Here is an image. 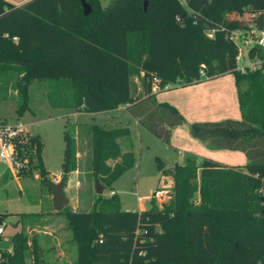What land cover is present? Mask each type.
Returning a JSON list of instances; mask_svg holds the SVG:
<instances>
[{
	"label": "trees",
	"instance_id": "obj_1",
	"mask_svg": "<svg viewBox=\"0 0 264 264\" xmlns=\"http://www.w3.org/2000/svg\"><path fill=\"white\" fill-rule=\"evenodd\" d=\"M82 1L0 0L1 98L14 92L20 113L26 86L46 81L53 108L98 113L124 106L138 125L170 144L184 118L158 101L156 92L233 74L240 120L191 122L190 134L242 151L249 162L224 165L187 153L184 164L166 168L156 158L160 175L173 179L170 198L161 206L151 199L141 212L122 209L114 193L97 194L88 212L58 211L73 233L75 264H264V54L253 47L251 58L262 59L261 67L240 72L229 37L232 30L248 28L240 19L244 13L251 14V25L263 26L264 0H115L108 7L84 0L91 8L87 15ZM132 77L141 80L136 97L129 92ZM155 78L160 89L152 91ZM87 128L92 178L110 188L136 164L130 131ZM64 129L65 179L77 169L78 146L74 124ZM12 146L15 160L26 158V169L50 190L38 136H18ZM1 215L6 214L0 222ZM28 216L19 214L12 223L20 228L11 234L10 253L2 252L1 264H45L37 235L23 231L35 221Z\"/></svg>",
	"mask_w": 264,
	"mask_h": 264
},
{
	"label": "rangeland",
	"instance_id": "obj_2",
	"mask_svg": "<svg viewBox=\"0 0 264 264\" xmlns=\"http://www.w3.org/2000/svg\"><path fill=\"white\" fill-rule=\"evenodd\" d=\"M6 1L19 5L28 0ZM113 1L115 0H100V5L108 7ZM230 17H236V15L231 14ZM240 19L251 25L249 22L252 19L251 14L244 13ZM140 74L142 75V72ZM129 83V92L134 97L142 94L140 77H132ZM7 95L6 98L0 97V125L19 123L25 130L23 136H38L43 143L40 156L52 183L63 178L61 163L64 152V127L69 125L71 128L74 124L76 146H78L76 154L78 166L65 177L64 193L69 199L66 207L68 211L88 212L97 196L95 192L97 181L92 178L89 163L91 147L87 127L92 124L101 128L127 127L130 131L131 139L129 140L133 144L132 150L136 162L135 166L122 173L110 188L104 187L99 182L104 187L101 196L106 198L110 190H115L120 199L121 208L126 210H137L140 197L143 198L141 204L148 208L151 194L158 189L165 193L158 200L156 199V205H162L168 201L173 179L166 176L160 179L155 159L159 158L167 167H171L175 161L185 162L183 155L179 154L178 149L155 138L147 129L137 126L123 106L98 113L78 112L70 108H53L48 102L47 82L39 80H32L26 86L25 108L20 113L16 112L14 92L10 91ZM121 144L126 146L123 139ZM25 159L20 162L26 164ZM8 165L11 170L8 169ZM8 165L6 160L0 159V214H6L4 217L1 215V221L7 222L5 233L11 235L19 230V224L12 227V223L19 214L32 215L27 217L28 222L31 219L35 221L26 223L23 231L29 236L37 235L45 264H75L77 251L73 233L68 229L66 217L57 213L52 207L50 190L40 184L36 173L26 169L27 167L24 171L16 172L15 165L9 161ZM27 263L30 264V261L28 260Z\"/></svg>",
	"mask_w": 264,
	"mask_h": 264
},
{
	"label": "crops",
	"instance_id": "obj_3",
	"mask_svg": "<svg viewBox=\"0 0 264 264\" xmlns=\"http://www.w3.org/2000/svg\"><path fill=\"white\" fill-rule=\"evenodd\" d=\"M159 92L161 93L158 94ZM156 99L177 108L184 118V122L172 130L169 140L170 144H167L172 148L178 149L179 154L183 155V160L186 158L187 153H194L199 157L210 158L224 165L244 166L249 162V159L242 151L219 148L210 140H201L190 134L189 124L191 122L221 121L226 119L240 120L241 114L238 107L237 89L235 88L233 74H225L191 83L190 85H175L171 88L158 90ZM124 109L127 110L125 107ZM132 118L136 125L139 126L136 118L133 116ZM6 163L8 165V161ZM175 163L184 164V162L175 161L171 167ZM163 164L166 168H171L167 167L164 162ZM8 169H10V165H8ZM160 177L162 179L165 176L160 175ZM112 191L117 194L115 190ZM142 200L143 198L140 197L136 211L141 212L147 209L141 204Z\"/></svg>",
	"mask_w": 264,
	"mask_h": 264
},
{
	"label": "built area",
	"instance_id": "obj_4",
	"mask_svg": "<svg viewBox=\"0 0 264 264\" xmlns=\"http://www.w3.org/2000/svg\"><path fill=\"white\" fill-rule=\"evenodd\" d=\"M212 30L206 32L208 37H212ZM229 37L231 41L236 46V69L240 72L245 69L256 70L261 67L262 59H258L257 57L251 58L250 50L253 47H261L264 54V24L261 28H256L255 26L249 25L247 29L241 28L237 30H232L229 33ZM15 40V37L12 38V41ZM201 77H205V73L200 71ZM169 85L163 86L162 89H167ZM160 89L159 80L157 78L152 81V91ZM25 134L24 127L19 124H1L0 125V159L9 161L12 165H15L16 172L21 168H26L25 163L15 160L14 147L12 146V141L16 139L18 136H23ZM114 191H109V195L114 194ZM165 191L163 190H155L151 194V199L158 200ZM263 193L262 204H264V190L261 191ZM170 196L168 195V199ZM139 200V199H138ZM161 206V205H159ZM7 226V222L5 220L0 222V264L3 261L2 252L10 253V237L11 235H7L5 233V227Z\"/></svg>",
	"mask_w": 264,
	"mask_h": 264
},
{
	"label": "water",
	"instance_id": "obj_5",
	"mask_svg": "<svg viewBox=\"0 0 264 264\" xmlns=\"http://www.w3.org/2000/svg\"><path fill=\"white\" fill-rule=\"evenodd\" d=\"M144 9H146V2H143ZM83 6V12L85 15L89 14L91 11L90 6L83 0L82 1ZM65 179L62 178L58 182H50V195L52 199V207L56 212L62 211L64 208H66L69 204V199L66 197L64 193V186H65ZM104 191V187L99 183V181L96 182V188L95 192L98 195H101Z\"/></svg>",
	"mask_w": 264,
	"mask_h": 264
}]
</instances>
